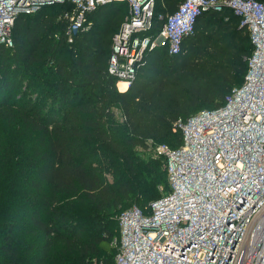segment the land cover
<instances>
[{
  "label": "trees",
  "instance_id": "1",
  "mask_svg": "<svg viewBox=\"0 0 264 264\" xmlns=\"http://www.w3.org/2000/svg\"><path fill=\"white\" fill-rule=\"evenodd\" d=\"M182 1L155 0L144 34H156ZM71 8L64 1L18 14L13 45L0 44V128L15 123V109L23 110L47 136L35 153L32 184L22 192L15 190L17 157L0 162V264H116L110 240L118 235V214L133 205L144 208L169 189L166 158L155 156L153 147L180 146L182 131L172 130L176 120L223 105L247 71L248 28L224 5L195 15L178 52L148 51L128 87L118 90L108 60L127 4L97 5L87 14L88 26L68 42L65 13ZM75 145L95 168L75 160ZM75 194L86 197L79 213ZM21 212L27 233L42 238L26 261L15 243ZM58 243L64 248L54 253Z\"/></svg>",
  "mask_w": 264,
  "mask_h": 264
},
{
  "label": "built area",
  "instance_id": "2",
  "mask_svg": "<svg viewBox=\"0 0 264 264\" xmlns=\"http://www.w3.org/2000/svg\"><path fill=\"white\" fill-rule=\"evenodd\" d=\"M64 1L72 5L65 13L71 42L88 26L91 10L114 0H0V44L13 45L18 14ZM118 1L128 9L108 60L118 90L120 83L128 87L148 51L178 52L200 10L230 7L247 26L252 50L242 84L223 105L178 118L172 130L180 129L183 139L177 148L153 147L155 156L166 158L169 189L144 208L133 205L118 214V235L110 240L115 263L264 264V2L183 0L156 34H144L155 0Z\"/></svg>",
  "mask_w": 264,
  "mask_h": 264
},
{
  "label": "rangeland",
  "instance_id": "3",
  "mask_svg": "<svg viewBox=\"0 0 264 264\" xmlns=\"http://www.w3.org/2000/svg\"><path fill=\"white\" fill-rule=\"evenodd\" d=\"M121 6V10H126L124 5ZM128 10V9H127ZM24 83H21V85ZM30 93L33 99H38L39 93L32 87ZM22 91V86L15 91V96H19ZM27 95V94H26ZM64 110V106H61ZM16 121L13 125L0 128V162L3 163L5 160L9 162V156H16L19 162V177L15 181V190L22 192L24 188L31 186L32 181L35 177L36 171L34 167V158L37 149L40 148L41 144L46 141L47 136L42 132L36 130L27 120L25 111L14 110ZM75 160L83 163L88 168H95V162L91 156L84 151L80 146H74ZM76 204L74 211L82 212L86 206V197L84 195H74ZM21 221L19 222L20 228L16 229V245L19 244L20 253L23 254V260L26 261L32 255L37 254V249L42 244V238L38 233H27L25 224L27 222L26 214L20 213ZM26 229V231H25ZM64 245L58 243L54 247V253L62 251Z\"/></svg>",
  "mask_w": 264,
  "mask_h": 264
},
{
  "label": "bare ground",
  "instance_id": "4",
  "mask_svg": "<svg viewBox=\"0 0 264 264\" xmlns=\"http://www.w3.org/2000/svg\"><path fill=\"white\" fill-rule=\"evenodd\" d=\"M119 85L121 86V90H124L126 88V84L124 83H120Z\"/></svg>",
  "mask_w": 264,
  "mask_h": 264
},
{
  "label": "water",
  "instance_id": "5",
  "mask_svg": "<svg viewBox=\"0 0 264 264\" xmlns=\"http://www.w3.org/2000/svg\"><path fill=\"white\" fill-rule=\"evenodd\" d=\"M190 242H191V240H189L187 244H189Z\"/></svg>",
  "mask_w": 264,
  "mask_h": 264
}]
</instances>
